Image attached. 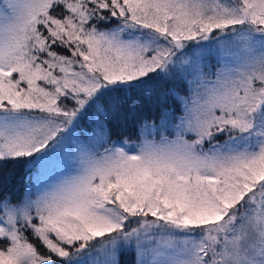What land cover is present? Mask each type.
<instances>
[{
    "label": "snow or ice",
    "instance_id": "1",
    "mask_svg": "<svg viewBox=\"0 0 264 264\" xmlns=\"http://www.w3.org/2000/svg\"><path fill=\"white\" fill-rule=\"evenodd\" d=\"M0 264H264V0H0Z\"/></svg>",
    "mask_w": 264,
    "mask_h": 264
}]
</instances>
